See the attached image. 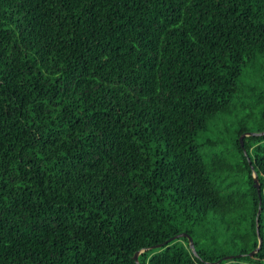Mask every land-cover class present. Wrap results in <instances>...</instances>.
<instances>
[{
	"label": "trees",
	"instance_id": "16d2710c",
	"mask_svg": "<svg viewBox=\"0 0 264 264\" xmlns=\"http://www.w3.org/2000/svg\"><path fill=\"white\" fill-rule=\"evenodd\" d=\"M262 132L264 0H0V264H264Z\"/></svg>",
	"mask_w": 264,
	"mask_h": 264
},
{
	"label": "water",
	"instance_id": "95a60500",
	"mask_svg": "<svg viewBox=\"0 0 264 264\" xmlns=\"http://www.w3.org/2000/svg\"><path fill=\"white\" fill-rule=\"evenodd\" d=\"M254 136V135H257V136H259V135H264V132H262V133H245V134H243L241 137H240V141H241V145H242V147H244V138L246 137V136ZM245 153H246V151H245ZM247 154V153H246ZM254 178H255V186L258 188V191H259V194H260V183H259V181H258V177H257V174L255 173L254 174ZM261 213V211H259V214ZM257 233H258V236H259V245H258V248L255 250V251H253L252 253H251V256H254V254L256 253V252H258L259 250H260V248H261V246H262V242H263V239L261 238V235H260V228H259V221H257ZM182 237H187L188 238V240H189V244H190V247H191V249H192V252L195 254V255H198V253H197V251H196V248H195V244H194V240H193V238L188 234V233H182V234H179V235H177V236H174L173 238H171V239H169V240H167L165 243H163V244H158V245H156V246H153L152 248H159V247H163V246H165V245H167V244H169L170 242H172L173 240H175V239H179V238H182ZM143 251H140V252H138V253H136L135 254V260H136V262H137V264H139V255L142 253ZM240 256H242V255H240ZM235 256H227V257H225V259L226 260H228V259H233ZM221 261H218L217 263H220Z\"/></svg>",
	"mask_w": 264,
	"mask_h": 264
}]
</instances>
